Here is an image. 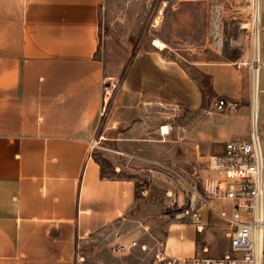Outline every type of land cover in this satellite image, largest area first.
<instances>
[{"label":"crops","instance_id":"0c3cea01","mask_svg":"<svg viewBox=\"0 0 264 264\" xmlns=\"http://www.w3.org/2000/svg\"><path fill=\"white\" fill-rule=\"evenodd\" d=\"M100 4L0 0V264H77L76 257L80 264H161L157 225L166 259L187 264L197 253L193 224L167 212L136 216L147 196L137 181L151 175L120 163L114 171L130 174L107 176L92 142L102 136L122 159L147 164L154 143L169 148L166 125L151 120L154 105L197 109L202 87L154 38L132 57L110 99L96 56ZM192 64L209 76L213 93L239 99L246 118L238 69L217 56Z\"/></svg>","mask_w":264,"mask_h":264},{"label":"rangeland","instance_id":"374dc122","mask_svg":"<svg viewBox=\"0 0 264 264\" xmlns=\"http://www.w3.org/2000/svg\"><path fill=\"white\" fill-rule=\"evenodd\" d=\"M214 4L222 6L219 17L223 26L218 32L214 31L211 14ZM252 15L253 10H248L242 0H101L99 47L96 56L104 67L105 86H109L110 82L116 84L113 89H107V96L110 99L113 98L119 81L127 75L132 57L140 49L147 47L154 38L161 39L165 44L164 53L171 59L180 61L187 74L202 87L203 91L204 99L197 109H188L184 112L178 106L154 105L151 120L155 124L162 122L166 125L162 128V133L169 132L166 135L169 139L167 140L169 148L165 149L154 143V147L148 152L147 164L136 165L128 159H122L114 152L112 141H107L105 146L102 136L92 142L98 153L97 159L107 176L129 175L130 173H125L124 170L118 173L114 171V165L120 163L127 164L132 169L142 168L141 172L151 175L149 179L142 176L137 181L139 187L147 190V196L144 200L139 198L136 216L156 219L164 212H169L171 220L191 223L187 219L173 217L172 210L175 207L172 206V201L176 200L178 204L182 202L190 190L188 184L196 180L194 170L199 175L197 179L199 186L202 179L210 176L211 171L207 167L209 160L212 156L222 153L225 142L245 139L248 136L253 107L251 73L247 65L239 63L251 57L252 27L261 28L260 22L254 23ZM261 16L264 26V0ZM201 55L207 58L217 56L238 69L240 91L248 94L246 118L239 115L240 100L221 93H213L209 76L198 65L192 64ZM260 55L263 60L260 85L263 91L259 97V114L264 140L263 50ZM221 87H225V84ZM217 98H225L238 105L232 111L220 112L212 105ZM103 117L106 120L108 113L103 111ZM243 121L246 122V128L242 125ZM146 169L151 171L148 172ZM204 210H201V214ZM207 213L203 231L201 233L196 231L197 253L219 257L228 247L226 230L220 220ZM157 226L155 225L158 228L155 232L160 235L154 240L155 252L151 251L154 253L163 240L162 226ZM203 246L208 248L206 253L201 251ZM89 264L95 262L91 261Z\"/></svg>","mask_w":264,"mask_h":264},{"label":"built area","instance_id":"2783aa9c","mask_svg":"<svg viewBox=\"0 0 264 264\" xmlns=\"http://www.w3.org/2000/svg\"><path fill=\"white\" fill-rule=\"evenodd\" d=\"M246 8L253 10L254 23L260 22L259 7L256 0H242ZM222 6L214 4L211 14L214 21V31L222 30L223 22L220 13ZM255 11V13H254ZM258 18V20H257ZM254 25V24H253ZM251 57L240 65H247L251 73V89H255L258 97V108L251 113L250 129L245 139L229 140L224 143L222 153L210 158L207 165L210 176L197 184L199 175L194 170L195 181L189 185V192L182 202L172 201V206L178 211L176 219H187L201 233L205 227L201 210L205 209L220 220L225 227L228 239L226 251L219 257L194 254L187 264H263L264 260V147L260 129L259 97L261 92V57L262 30L252 27ZM214 32V33H215ZM257 57V59H255ZM116 86L110 82L107 88ZM215 110L220 112L232 111L238 103L225 98H217L212 102ZM223 202L225 206H218L215 202ZM136 245L132 241L130 246ZM162 245H160L161 247ZM145 249V245L141 246ZM155 253V258L161 264H181L176 258L163 256V250ZM116 250H123L117 246ZM203 253L208 251L206 246L201 248ZM77 264H80L76 257ZM186 264V263H182Z\"/></svg>","mask_w":264,"mask_h":264},{"label":"bare ground","instance_id":"6f19581e","mask_svg":"<svg viewBox=\"0 0 264 264\" xmlns=\"http://www.w3.org/2000/svg\"><path fill=\"white\" fill-rule=\"evenodd\" d=\"M260 14V13H259ZM258 20V18H257ZM154 44L158 47H163L165 46L159 39L155 38L154 39ZM257 59V57L255 58ZM252 102H253V107H252V112L253 114H255V112L257 111V108H258V97L255 93V89H253L252 91Z\"/></svg>","mask_w":264,"mask_h":264},{"label":"water","instance_id":"95a60500","mask_svg":"<svg viewBox=\"0 0 264 264\" xmlns=\"http://www.w3.org/2000/svg\"><path fill=\"white\" fill-rule=\"evenodd\" d=\"M261 45H262V50L264 53V33L262 34V37H261Z\"/></svg>","mask_w":264,"mask_h":264},{"label":"trees","instance_id":"16d2710c","mask_svg":"<svg viewBox=\"0 0 264 264\" xmlns=\"http://www.w3.org/2000/svg\"><path fill=\"white\" fill-rule=\"evenodd\" d=\"M177 211H178L177 209L172 210V212H173V217H174V215H175V213H176ZM168 213H169V212H168Z\"/></svg>","mask_w":264,"mask_h":264}]
</instances>
